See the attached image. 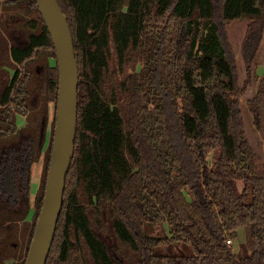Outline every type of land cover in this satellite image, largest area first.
I'll return each mask as SVG.
<instances>
[{
    "label": "trees",
    "instance_id": "obj_1",
    "mask_svg": "<svg viewBox=\"0 0 264 264\" xmlns=\"http://www.w3.org/2000/svg\"><path fill=\"white\" fill-rule=\"evenodd\" d=\"M57 2L72 35L78 109L46 264H264V159L245 124L246 114L261 129L264 74L252 83L264 0ZM238 21L246 25L234 51ZM58 80L35 0H0V264H25L43 203ZM145 222L167 223L169 235L145 233ZM241 227L245 255L226 243ZM174 242L191 245L192 255L154 251Z\"/></svg>",
    "mask_w": 264,
    "mask_h": 264
},
{
    "label": "water",
    "instance_id": "obj_2",
    "mask_svg": "<svg viewBox=\"0 0 264 264\" xmlns=\"http://www.w3.org/2000/svg\"><path fill=\"white\" fill-rule=\"evenodd\" d=\"M35 2L54 44L59 72L56 120L43 203L25 260V264H46L74 154L78 68L67 17L57 0Z\"/></svg>",
    "mask_w": 264,
    "mask_h": 264
},
{
    "label": "rangeland",
    "instance_id": "obj_3",
    "mask_svg": "<svg viewBox=\"0 0 264 264\" xmlns=\"http://www.w3.org/2000/svg\"><path fill=\"white\" fill-rule=\"evenodd\" d=\"M246 22L244 21H238L235 24L232 25L231 32H230V42L232 44V47L234 51H237L238 44L243 36L244 33V28H245ZM231 27V26H230ZM230 29V28H229ZM258 62L256 63V66L254 67L253 70V83L252 85L254 86L255 81H257L263 74H264V38L259 50V58ZM240 72H241V78L240 80H243L245 78V73H244V67L240 65ZM241 85L242 82L240 81ZM250 91L248 92V95L243 96L242 100L243 102L246 100V98L250 95ZM53 102H50L48 104V118L49 121L52 118L53 114ZM245 121H246V131H247V136L251 143L254 146V149L257 154L261 156L262 159H264V103L262 105V116H261V129L257 130L255 127H253L252 124V119L251 117H248L245 114ZM216 157V154L213 153L209 157V162H213ZM42 164L43 161L42 159L36 162L33 166V172H32V181L30 183V188H31V198H33L38 184L40 180V176L42 175ZM235 186L237 190L240 192L243 188V183L241 181H236ZM187 198L189 200L193 199V193L190 189H185L184 190ZM33 199H31V204ZM144 232L149 234V235H154V236H168L169 235V229L167 223H151V222H145L144 223ZM238 234L239 237L237 239H232L231 240V245L234 246V251L237 253H240V255H245L250 251V245L248 243V238H247V230L245 228H239L238 229ZM154 251L156 253H161V254H178V255H192L193 249L191 245L183 242H174L171 244H160L154 247Z\"/></svg>",
    "mask_w": 264,
    "mask_h": 264
},
{
    "label": "built area",
    "instance_id": "obj_4",
    "mask_svg": "<svg viewBox=\"0 0 264 264\" xmlns=\"http://www.w3.org/2000/svg\"><path fill=\"white\" fill-rule=\"evenodd\" d=\"M226 243L230 244L231 243V240L230 239H227L226 240Z\"/></svg>",
    "mask_w": 264,
    "mask_h": 264
}]
</instances>
